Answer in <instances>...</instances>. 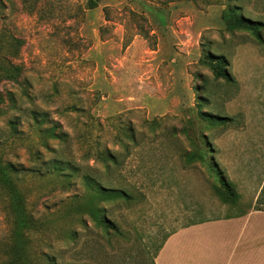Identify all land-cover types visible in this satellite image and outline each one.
<instances>
[{
    "label": "rangeland",
    "instance_id": "1",
    "mask_svg": "<svg viewBox=\"0 0 264 264\" xmlns=\"http://www.w3.org/2000/svg\"><path fill=\"white\" fill-rule=\"evenodd\" d=\"M229 7L264 23V0H0V66L17 71L16 81L0 73V153L20 169L35 221L23 264H154L186 225L247 209L259 195L263 204L264 43L227 31ZM207 52L227 58L235 84L214 77ZM201 102L230 120L207 128ZM184 130L207 135L206 163L186 165L194 147ZM107 152L119 161L109 171ZM55 162L78 171L66 179L72 168L58 174ZM219 171L242 194L234 207L216 194ZM85 174L133 196L96 201L118 231L81 212L94 200ZM4 206L0 191V264L16 242ZM212 249L186 235L164 262L205 264Z\"/></svg>",
    "mask_w": 264,
    "mask_h": 264
},
{
    "label": "trees",
    "instance_id": "2",
    "mask_svg": "<svg viewBox=\"0 0 264 264\" xmlns=\"http://www.w3.org/2000/svg\"><path fill=\"white\" fill-rule=\"evenodd\" d=\"M93 7H95V4H93L92 8ZM238 10V7H229L226 11H224L223 19L226 23L227 31L232 33H236L238 31L246 32L249 33L257 43H264V23L262 21L253 20L251 18L240 15L238 13ZM202 62L211 70L216 79L224 80L231 85L236 83V79L229 70L230 63L225 56H213L211 53L207 52V54L205 55V59ZM0 73L4 78H7L8 80H17L16 69H12L7 66H0ZM9 100L11 103V107L17 109L18 106L16 105L15 98L12 94H10ZM203 104L204 102L199 103V107H201L199 113L200 115L204 116V119L209 120L210 125L207 128H213L219 124H225V122L230 120L222 116L209 115L206 111L202 110ZM11 126L13 133L17 135V133H19L17 122L11 121ZM183 133L188 135V139L194 147V151H187L184 153L183 157L185 158L186 165H190L196 160L206 163L208 155L209 158H212V154L214 151L211 147V144L207 141L206 134L196 135L195 137L198 138V140H196L194 139V137L189 136V130H184ZM51 134L53 137L61 138L60 135H56L54 133V130H52ZM127 138L129 140V143L137 142V139L134 136L127 134ZM196 141L200 142V144L203 145H198ZM125 146L128 147V144H126ZM100 158L102 159V162L104 163L107 171L110 170L111 166L119 165L118 158L114 153H102V155H100ZM212 163L213 164L211 165L208 164V166L212 168L213 171H215V168L217 169L218 166L214 162ZM51 167L53 171H56L61 175H63L67 168H72L71 164L68 162L63 163V165L55 162ZM76 171L78 170L72 168V173L64 175L65 178H71L72 176H74ZM19 173L20 169L17 167V165L7 160L4 155L0 153V191L5 201L4 208L6 216L10 221L9 223L12 226L13 235L16 239L14 246L11 247V249L9 247H6V252L4 253L6 259L12 258L11 261L9 262L8 259L7 261H4L3 264H23L22 257L24 254V246L26 243L24 232L32 230L35 226V221L26 206V197L20 187ZM217 176L220 183V186H217L215 188L217 196L224 204H228L234 207L240 200L239 192L237 191L232 181L228 179L227 176L222 172L219 171ZM83 179L87 188L91 189L90 197L94 198V200L93 202L88 201L87 203H84L80 209L81 212L89 214L90 218L95 222V225L101 227L106 232H110L111 230L118 231L116 224L106 217L104 210L101 209V207L98 205V202L96 201L99 199L102 200L103 198H121L130 201L133 197L130 191L114 187L109 181H105L104 183H102L86 174L83 175ZM83 223H85V221H83Z\"/></svg>",
    "mask_w": 264,
    "mask_h": 264
},
{
    "label": "crops",
    "instance_id": "3",
    "mask_svg": "<svg viewBox=\"0 0 264 264\" xmlns=\"http://www.w3.org/2000/svg\"><path fill=\"white\" fill-rule=\"evenodd\" d=\"M262 57L264 64V53ZM232 183L240 194V203L242 194L235 182ZM259 199L261 195L257 200L260 201ZM258 201L247 209L186 225L181 232L173 234L166 240L155 257V264H166L164 252L175 239L182 237L183 243L186 235L196 234L203 235L207 245L215 252V256L208 259L205 264H264V202L258 204Z\"/></svg>",
    "mask_w": 264,
    "mask_h": 264
}]
</instances>
